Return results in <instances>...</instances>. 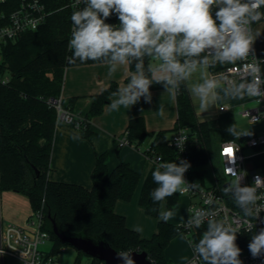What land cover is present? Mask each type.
Here are the masks:
<instances>
[{"label": "clouds", "instance_id": "9594fccd", "mask_svg": "<svg viewBox=\"0 0 264 264\" xmlns=\"http://www.w3.org/2000/svg\"><path fill=\"white\" fill-rule=\"evenodd\" d=\"M71 7L70 64L100 62L109 76L121 66H134L127 83L111 93L114 99L108 107L113 112L129 109L141 98L151 103L150 87L154 84L162 85L173 98L184 86L202 112L226 100L264 96V71L253 50L261 32L252 27L264 20V0H73ZM113 14L118 25L105 22ZM249 57L251 62L245 64L248 80L236 82L211 72L218 65L248 61ZM158 114H164L163 105ZM228 131L236 137L250 134L238 132L235 126ZM187 140L182 130L175 143L183 150ZM189 167L185 160L176 163L160 158L151 173L156 185L149 193L153 203L198 187L185 180ZM229 171L233 179L224 189L225 195H231L251 231L255 228L251 220H257L264 211V205L258 203L264 196L257 192L264 180L257 176L253 185L242 186L245 173ZM153 210L164 222L175 215L172 209ZM204 219L205 214L197 211L188 224L199 228ZM238 232L239 226L208 218L201 238L189 244L202 264H242ZM248 250L254 259L264 256V228L251 236ZM117 259L122 264H134L129 252L118 253Z\"/></svg>", "mask_w": 264, "mask_h": 264}, {"label": "trees", "instance_id": "16d2710c", "mask_svg": "<svg viewBox=\"0 0 264 264\" xmlns=\"http://www.w3.org/2000/svg\"><path fill=\"white\" fill-rule=\"evenodd\" d=\"M41 1L49 13L45 23L36 30L8 39L0 54V190L24 193L30 197L35 211H43L44 229L54 241L53 251L66 244L53 234L55 222L65 233L102 238L119 252L146 251L152 263L170 264L165 251L170 240L180 234L176 224L160 220L157 232L150 238H144L128 227L125 216L115 210L119 199L131 200L141 178V174L129 163L121 160L110 170L108 153L97 155L91 188L48 177L57 126V110L48 100L61 97L66 68L75 65L68 60L71 56L68 41L73 10L70 7L72 0ZM19 4L20 0L0 2V17L5 14L7 18ZM76 64L81 63L77 61ZM130 67L134 71V66ZM261 69L264 71V61ZM155 88L163 86L154 84L150 87ZM117 89V83H112L94 96L85 116L86 136L90 135V120L103 112L105 105L111 101V93ZM176 99L178 118L174 128L156 132L151 142L156 151L167 158L174 154L168 144L169 134L180 127H189L203 144L201 150L195 151L193 161L198 165L212 161V155L222 140L243 141L247 138L248 135L236 137L229 133L228 129L232 126L238 131L232 112L223 113L218 119L201 121L184 86H181ZM72 100L62 98V104L72 109ZM127 132L136 145L143 143L148 135L144 117L132 118ZM155 167L147 176L140 196V203L151 216L158 215V211L153 209L160 210L163 202L153 203L149 196L156 187L151 178ZM214 169L224 192L226 187L221 170ZM179 196L177 193L164 200L167 209L175 207ZM226 197L230 206L240 210L230 194ZM91 264L105 263L93 258Z\"/></svg>", "mask_w": 264, "mask_h": 264}, {"label": "built area", "instance_id": "2783aa9c", "mask_svg": "<svg viewBox=\"0 0 264 264\" xmlns=\"http://www.w3.org/2000/svg\"><path fill=\"white\" fill-rule=\"evenodd\" d=\"M4 1L0 0V2ZM72 3L73 0L70 3V7ZM80 7H83V5H80ZM48 14L41 0H20L19 6L7 18L5 14H1L0 54L4 43L8 39H15L25 31L36 30L40 25L45 23ZM105 22L114 25L119 24L115 14L110 16ZM255 25H252L253 29ZM253 50L255 57L260 60L261 66L264 58L258 49L256 40L253 44ZM251 59L249 57L248 61L223 65L213 69L211 72L213 74H223L229 80L242 82L250 79L249 70L245 67V64L251 62ZM253 98L257 99L260 104L250 108H243L241 115L251 124L264 122V96H253ZM48 102L57 110V124L65 123L74 130H85L86 118L73 109L64 107L62 96L50 98ZM220 109L228 111L230 107L222 105ZM182 130L187 134L188 140L185 142L183 150H180L175 141ZM116 142L119 147L130 145L139 149L155 165L159 162L160 158L164 162L175 161L179 163L181 160L187 161L190 167L185 173V180L190 184H197L198 187L191 188L189 192L183 194L190 198V203L187 214L176 224L177 231L187 235L189 241L198 242L202 233L207 228L208 218L223 219L227 223L239 226L236 243L241 249L240 260L242 264H264V256L254 259L248 250L251 236L261 228H264V223L261 222L264 221V211H261L257 220H251V223L255 224V228L249 231L242 211L234 209L228 204L227 197L220 187V181L216 176L213 166L214 183L212 185L206 183V175L201 170V167L204 165L210 166L212 163L209 162L204 165L194 163L195 151L201 150L203 144L189 127L175 129L169 136L168 144L174 150V154L170 158L157 152L151 143L145 148L141 144L136 145L129 139L127 131L124 135L117 137ZM226 148L232 149V157L227 155L225 152ZM218 155L221 161V173L224 177L223 184L225 187H228L233 179L232 172L229 169H233L237 173H245L241 180L242 186L253 185L257 176L264 180V126L259 131L250 133L243 141L238 139L222 140L219 143ZM233 160L234 162H232ZM257 192L264 196V185L259 186ZM258 203L264 205V200L258 201ZM197 211L205 214L204 222L199 228L188 224L189 218ZM44 224V213L40 210L32 211L26 226L4 222L0 214V252L3 253V255H0V264H80L77 259L72 263H64L61 260L60 252L66 250L67 244L61 246L58 251H53L54 244L49 250L41 249V245L45 244L47 240L52 239L50 233L44 229ZM182 264H202L193 247L191 258Z\"/></svg>", "mask_w": 264, "mask_h": 264}, {"label": "crops", "instance_id": "0c3cea01", "mask_svg": "<svg viewBox=\"0 0 264 264\" xmlns=\"http://www.w3.org/2000/svg\"><path fill=\"white\" fill-rule=\"evenodd\" d=\"M254 30L261 32L256 42L259 51L263 53L264 20L257 23ZM131 73V67L128 65L121 66L113 76L107 74V67L100 62L70 65L65 71L61 96L67 101L73 99L71 101L72 109L85 117L94 96L109 88L112 83H117L118 88L123 87ZM150 92L152 94L151 103H145L141 98L140 102L131 108H121L117 112L109 109L110 101L105 105L101 114L90 120L89 136H86V130H74L65 123H58L54 135L51 169L48 173L51 180L78 183L91 188L93 185L91 175L97 155L103 152L108 153L110 170H113L121 160L129 163L135 171L141 174V178L131 200L119 199L116 202L115 210L125 216L128 227L136 231L139 229V234L144 238H150L147 237L148 233L157 232L160 221L159 215L147 214L144 206L140 203L143 184L155 167V163L133 146L119 147L116 138L124 135L129 121L138 116L144 117L148 133L147 138L141 143L143 148L152 142L156 132L171 131L174 128L178 118L176 96L173 98L164 88L150 89ZM191 99L199 120L206 121L218 119L223 113L232 112L234 114V108L238 104L246 103L248 96L243 99L220 102L206 112H202L198 103L192 97ZM160 105L164 106L163 115L158 114ZM222 105L229 106L230 110H221ZM189 203L190 198L187 195H180L177 204L172 209L175 213L174 218L169 222L177 224L181 221L187 214ZM163 204L164 208H162ZM166 209V202L163 201L160 210ZM33 210L28 195L14 190H0V214L4 222L26 226ZM181 244L180 237L175 236L170 240L165 254L166 259L171 263L182 264L191 258V245L183 244L184 246H181Z\"/></svg>", "mask_w": 264, "mask_h": 264}, {"label": "rangeland", "instance_id": "374dc122", "mask_svg": "<svg viewBox=\"0 0 264 264\" xmlns=\"http://www.w3.org/2000/svg\"><path fill=\"white\" fill-rule=\"evenodd\" d=\"M247 100L248 101H246V103L238 104L233 110L238 132L241 133L243 132L252 133L255 131H259L264 126L263 122L257 124H251L246 118H244L241 115V111L243 110V108H250L260 104V102L257 99H254L253 97H248ZM212 107H215V105ZM211 163L212 165L210 164V166L204 165L201 167V170H203V172L206 175L205 180L208 185H212L214 183L213 167L221 170V161L218 155V146L216 147V151L212 155ZM162 208H164V204L162 205ZM148 234L149 235L147 237H151L153 233H148ZM177 237L181 238V243H182L181 246L184 245L187 246L189 244V239L187 235H185L184 233L178 234ZM53 244L54 241L52 239H49L45 242V244L41 245V249L49 250L53 246ZM60 258L64 263H72L74 260L77 259L79 260L80 264H91L93 260V257H91L90 255H87L86 253L76 249L74 246L68 244L66 246V250L60 252ZM170 264H175V263L170 262Z\"/></svg>", "mask_w": 264, "mask_h": 264}, {"label": "water", "instance_id": "95a60500", "mask_svg": "<svg viewBox=\"0 0 264 264\" xmlns=\"http://www.w3.org/2000/svg\"><path fill=\"white\" fill-rule=\"evenodd\" d=\"M53 234L61 242L72 245L87 255L102 260L105 264H122V262L117 259V254L121 252L110 246V244L102 238L96 239L85 234L65 233L55 222L53 223ZM129 253L134 260V264H152L146 251L133 250Z\"/></svg>", "mask_w": 264, "mask_h": 264}, {"label": "snow or ice", "instance_id": "6c2138e0", "mask_svg": "<svg viewBox=\"0 0 264 264\" xmlns=\"http://www.w3.org/2000/svg\"><path fill=\"white\" fill-rule=\"evenodd\" d=\"M225 152H226V153H231V152H232V149H231V148H226V149H225Z\"/></svg>", "mask_w": 264, "mask_h": 264}]
</instances>
